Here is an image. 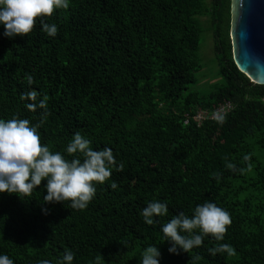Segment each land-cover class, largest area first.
Here are the masks:
<instances>
[{
    "label": "trees",
    "instance_id": "1",
    "mask_svg": "<svg viewBox=\"0 0 264 264\" xmlns=\"http://www.w3.org/2000/svg\"><path fill=\"white\" fill-rule=\"evenodd\" d=\"M231 7V0H70L26 36L0 35V118L38 123L40 143L62 154L79 131L122 165L95 184L83 210L43 204L44 181L26 197L0 194V253L13 264H54L65 249L72 264L97 254L104 264H138L152 244L159 264H188L192 255L197 264H264V85L235 65ZM201 18L221 78L206 94L189 91L204 66ZM40 19L57 25L54 37ZM30 88L48 98L42 123V110L29 112L19 99ZM152 200L166 203L167 214L146 225L140 211ZM205 200L230 215L224 239L205 236L188 254H169L160 225ZM217 243L234 254L210 255Z\"/></svg>",
    "mask_w": 264,
    "mask_h": 264
},
{
    "label": "clouds",
    "instance_id": "2",
    "mask_svg": "<svg viewBox=\"0 0 264 264\" xmlns=\"http://www.w3.org/2000/svg\"><path fill=\"white\" fill-rule=\"evenodd\" d=\"M70 0H0V26L3 37L12 39L16 36L29 34L37 19L51 16L54 10L67 9ZM40 30L50 37L57 33L55 23H45L39 20ZM25 80L31 85L33 78L25 73ZM20 101H26L24 107L29 112L41 111V120L47 116V96H41L35 89L24 91L19 96ZM222 119V118H220ZM38 123H31L26 118L13 115L9 119L0 118V194H15L22 198L29 196L38 186L43 184V204L67 202V207L73 210H83L92 200L97 183H104L110 177L115 166L118 171L122 165L114 158L110 148L93 149L90 141L76 131L66 143L63 153L51 151L46 144L40 143ZM66 154V155H65ZM71 157V159L66 158ZM250 154L241 157L244 165L248 164ZM225 168L243 173L245 168L237 167L232 162H226ZM219 180V173L210 174ZM110 187H117L115 182ZM42 212L45 209H41ZM167 214L166 203L152 200L140 211V216L146 225H153L154 218ZM230 215L213 202L205 200L196 204L190 214L183 211L172 215L160 225L163 241L168 242L169 254L179 252L189 253L199 247L202 239L209 236L219 242L224 239ZM210 255L225 253L234 254V249L226 243H217L208 249ZM188 264H197L199 255L189 256ZM73 253L65 249L55 259L54 264H72ZM160 252L156 245L149 244L139 253L138 264H159ZM0 264H13L5 254L0 253ZM37 264H52L44 259ZM89 264H104L100 254H97Z\"/></svg>",
    "mask_w": 264,
    "mask_h": 264
},
{
    "label": "water",
    "instance_id": "3",
    "mask_svg": "<svg viewBox=\"0 0 264 264\" xmlns=\"http://www.w3.org/2000/svg\"><path fill=\"white\" fill-rule=\"evenodd\" d=\"M233 60L238 70L264 85V0H231Z\"/></svg>",
    "mask_w": 264,
    "mask_h": 264
},
{
    "label": "rangeland",
    "instance_id": "4",
    "mask_svg": "<svg viewBox=\"0 0 264 264\" xmlns=\"http://www.w3.org/2000/svg\"><path fill=\"white\" fill-rule=\"evenodd\" d=\"M204 20L205 19L201 18V23L204 29V33L201 36V55L204 61V66L203 70L198 75L197 82L189 86L190 92L194 91L201 94L208 93L211 87L221 80L217 75L218 67L214 59L213 39L212 37H207V39L205 37L207 27L205 26Z\"/></svg>",
    "mask_w": 264,
    "mask_h": 264
},
{
    "label": "built area",
    "instance_id": "5",
    "mask_svg": "<svg viewBox=\"0 0 264 264\" xmlns=\"http://www.w3.org/2000/svg\"><path fill=\"white\" fill-rule=\"evenodd\" d=\"M229 107H230L229 105H225L221 107L220 109H218L216 113H224ZM200 113H207V112H200ZM202 116L203 115H199L197 119H202Z\"/></svg>",
    "mask_w": 264,
    "mask_h": 264
}]
</instances>
